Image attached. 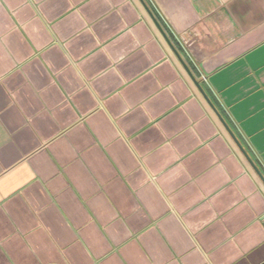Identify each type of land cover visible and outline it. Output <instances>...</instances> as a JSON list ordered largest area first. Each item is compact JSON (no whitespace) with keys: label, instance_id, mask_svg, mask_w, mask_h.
<instances>
[{"label":"crops","instance_id":"crops-1","mask_svg":"<svg viewBox=\"0 0 264 264\" xmlns=\"http://www.w3.org/2000/svg\"><path fill=\"white\" fill-rule=\"evenodd\" d=\"M144 2L264 177V0ZM0 264H264V180L141 0H0Z\"/></svg>","mask_w":264,"mask_h":264},{"label":"water","instance_id":"water-1","mask_svg":"<svg viewBox=\"0 0 264 264\" xmlns=\"http://www.w3.org/2000/svg\"><path fill=\"white\" fill-rule=\"evenodd\" d=\"M141 2L143 3L144 7L146 8L147 12L149 13V15L151 16V18L153 19L154 23L156 24V26L158 27V29L160 30V32L162 33V35L165 37V39L167 40V42L169 43V45L171 46V48L174 50L176 56L178 57L179 61L181 62V64L183 65V67L185 68V70L188 72V74L190 75V77L192 78L193 82L195 83V85L197 86V88L199 89V91L201 92V94L204 96V98L207 100V102L210 104V106L213 108V110H215L216 114L219 116V118L221 119V121L223 122V124L225 125V127L227 128L228 132L230 133V135L232 136L233 140L236 142V144L238 145V147L241 149V151L243 152V154L245 155V157L248 159V161L250 162V164L254 167V169L258 172V174L261 176V178L264 180L263 175L260 173L259 169L257 168L256 164L254 163V161L251 159V157L249 156V154L246 152V150L243 148V146L241 145V143L239 142V140L237 139V137L235 136V134L232 132V130L229 128V126L227 125V123L225 122V120L222 118V116L219 114V112L217 111L216 107L214 106V104L212 103V101L210 100V98L208 97V95L206 94V92L204 91L200 81H198L196 79V77L193 75L192 71L190 70L189 66L187 65V63L183 60L182 56L180 55V53L177 51V49L174 47V45L172 44L171 40L169 39V37L167 36V34L165 33L164 29L162 28V26L160 25V23L158 22L157 18L154 16V14L152 13V11L150 10V8L146 5V3L144 2V0H141Z\"/></svg>","mask_w":264,"mask_h":264},{"label":"built area","instance_id":"built-area-1","mask_svg":"<svg viewBox=\"0 0 264 264\" xmlns=\"http://www.w3.org/2000/svg\"><path fill=\"white\" fill-rule=\"evenodd\" d=\"M201 78H202V81L203 82H206L207 81V78L204 75H202V74H201Z\"/></svg>","mask_w":264,"mask_h":264}]
</instances>
